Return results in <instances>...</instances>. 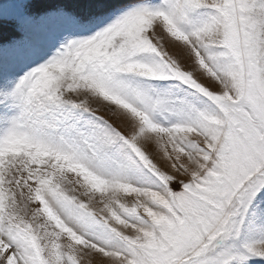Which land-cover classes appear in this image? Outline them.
Returning a JSON list of instances; mask_svg holds the SVG:
<instances>
[{"label": "snow or ice", "instance_id": "1", "mask_svg": "<svg viewBox=\"0 0 264 264\" xmlns=\"http://www.w3.org/2000/svg\"><path fill=\"white\" fill-rule=\"evenodd\" d=\"M0 264H264V0H0Z\"/></svg>", "mask_w": 264, "mask_h": 264}]
</instances>
